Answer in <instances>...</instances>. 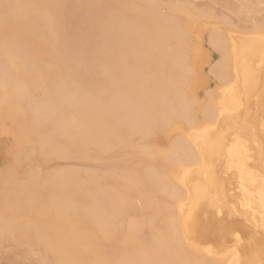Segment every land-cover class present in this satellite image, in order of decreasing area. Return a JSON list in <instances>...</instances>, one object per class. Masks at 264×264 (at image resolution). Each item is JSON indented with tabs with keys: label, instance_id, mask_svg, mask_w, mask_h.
Returning a JSON list of instances; mask_svg holds the SVG:
<instances>
[{
	"label": "bare ground",
	"instance_id": "obj_1",
	"mask_svg": "<svg viewBox=\"0 0 264 264\" xmlns=\"http://www.w3.org/2000/svg\"><path fill=\"white\" fill-rule=\"evenodd\" d=\"M198 1L0 0V251L16 264L264 249V6Z\"/></svg>",
	"mask_w": 264,
	"mask_h": 264
},
{
	"label": "rangeland",
	"instance_id": "obj_2",
	"mask_svg": "<svg viewBox=\"0 0 264 264\" xmlns=\"http://www.w3.org/2000/svg\"><path fill=\"white\" fill-rule=\"evenodd\" d=\"M198 3H209L208 0H200L198 1ZM217 9H220V7H217ZM163 140V136H159L158 138V143L161 144ZM106 162L109 164H113V160L107 159ZM60 164L62 165H68V164H72L75 165L77 168L80 169H84V168H88L90 163L89 162H60ZM50 166L53 165V163L49 164ZM92 165V164H91ZM14 249L12 248H8V249H4L2 251H0V264H16L15 260H14ZM20 264H28V261L26 260H21Z\"/></svg>",
	"mask_w": 264,
	"mask_h": 264
},
{
	"label": "clouds",
	"instance_id": "obj_3",
	"mask_svg": "<svg viewBox=\"0 0 264 264\" xmlns=\"http://www.w3.org/2000/svg\"><path fill=\"white\" fill-rule=\"evenodd\" d=\"M262 6H264V0H261ZM200 199L203 200H209L211 202V205L214 209L217 210V212H219L221 210V208L223 207V205L217 201L212 200L211 198H207V197H202ZM199 203V200H198ZM195 212V209H194ZM193 218H194V213H193ZM236 236V240H237ZM238 242H240V237L239 240H237ZM237 264H242L241 262V257L239 258V260L237 261ZM249 264H264V249L259 250L258 252H256L253 256V258L250 260Z\"/></svg>",
	"mask_w": 264,
	"mask_h": 264
},
{
	"label": "snow or ice",
	"instance_id": "obj_4",
	"mask_svg": "<svg viewBox=\"0 0 264 264\" xmlns=\"http://www.w3.org/2000/svg\"><path fill=\"white\" fill-rule=\"evenodd\" d=\"M15 7H17L16 5H5V16L9 15V10L14 9ZM262 42H264V38H262ZM205 132H207V130H205ZM218 202V201H217ZM237 240H239V237H237ZM205 251L211 252V249H205Z\"/></svg>",
	"mask_w": 264,
	"mask_h": 264
}]
</instances>
